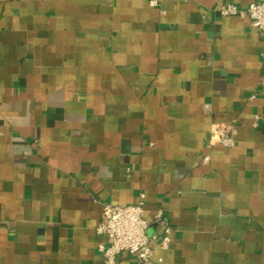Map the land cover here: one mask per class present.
Listing matches in <instances>:
<instances>
[{
    "label": "crops",
    "instance_id": "1",
    "mask_svg": "<svg viewBox=\"0 0 264 264\" xmlns=\"http://www.w3.org/2000/svg\"><path fill=\"white\" fill-rule=\"evenodd\" d=\"M253 1L0 0V264H102L141 198L154 264H264V36L216 12Z\"/></svg>",
    "mask_w": 264,
    "mask_h": 264
},
{
    "label": "built area",
    "instance_id": "2",
    "mask_svg": "<svg viewBox=\"0 0 264 264\" xmlns=\"http://www.w3.org/2000/svg\"><path fill=\"white\" fill-rule=\"evenodd\" d=\"M151 6H160L163 0H148ZM216 12L222 16L248 17L251 25L264 36V0H256L245 7L232 2L218 6ZM258 119L259 116L256 115ZM236 125L234 123L217 122L212 125L209 144L235 145ZM208 156L205 157V160ZM154 221L163 227V234H149L150 222L145 217V201L141 198L131 204H103V217L97 226L99 234L106 235L110 242L99 244L103 254L102 264H117L118 257L131 254L143 264H154L152 243L158 242L168 248L171 242V228L165 223L163 212L158 209Z\"/></svg>",
    "mask_w": 264,
    "mask_h": 264
},
{
    "label": "water",
    "instance_id": "3",
    "mask_svg": "<svg viewBox=\"0 0 264 264\" xmlns=\"http://www.w3.org/2000/svg\"><path fill=\"white\" fill-rule=\"evenodd\" d=\"M152 228H153V226H150V228H149V234L151 233Z\"/></svg>",
    "mask_w": 264,
    "mask_h": 264
}]
</instances>
